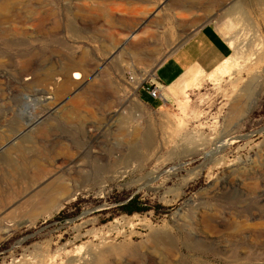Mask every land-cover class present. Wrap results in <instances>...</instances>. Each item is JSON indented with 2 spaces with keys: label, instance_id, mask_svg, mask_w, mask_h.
<instances>
[{
  "label": "rangeland",
  "instance_id": "1",
  "mask_svg": "<svg viewBox=\"0 0 264 264\" xmlns=\"http://www.w3.org/2000/svg\"><path fill=\"white\" fill-rule=\"evenodd\" d=\"M0 3L6 8L0 11V147L31 124L20 142L45 148L62 142L67 150L57 164L78 154L86 161L72 201L47 218L20 216L21 225L0 240V264H69L67 254L87 249L96 259L78 264H264V3ZM106 15L116 20L111 30ZM205 24L228 44L240 37L226 69L201 73L181 104L153 108L157 100L143 102L139 92L152 77L140 88V75L149 66L156 70ZM80 53L87 55L89 102L79 110L82 119L57 118L58 107L71 108L74 90L52 105L43 100L54 91L58 70ZM36 119L41 122L32 124ZM220 141L225 146L214 152ZM108 150L135 156L124 175L104 173ZM93 180L102 187H93ZM131 199L146 210L125 214L121 208ZM163 236L174 242L173 258L156 241ZM193 246L205 255L193 254L187 248Z\"/></svg>",
  "mask_w": 264,
  "mask_h": 264
},
{
  "label": "bare ground",
  "instance_id": "2",
  "mask_svg": "<svg viewBox=\"0 0 264 264\" xmlns=\"http://www.w3.org/2000/svg\"><path fill=\"white\" fill-rule=\"evenodd\" d=\"M110 1L115 3L120 0ZM255 1L264 3V0ZM5 9V6L0 3V11L5 12ZM32 13H36V10H32ZM234 15L241 17L238 12H235ZM239 20L242 21V17L239 18ZM105 23L108 26L107 29L111 30L115 27L116 20L112 15H106ZM108 37L113 38V35L108 34ZM239 38L240 37H236L230 42V46L233 50L236 49ZM101 47L106 49L107 45L101 44ZM133 55L138 57L136 52ZM228 59L215 70L224 71L226 69ZM86 62L87 55L80 53L74 58L73 65L69 66L64 64L58 70L59 77L54 79L55 81L53 83L54 91L49 93V96L45 97L43 101L52 100L53 102L61 95L70 94L71 91H74L71 96L72 98L70 97L71 99H69L71 108L58 107L59 111L55 112L57 114V116L55 115L57 118L82 119V115L79 110L85 104H88L91 89V86L88 83L89 78L87 79L89 70L87 69ZM153 72L154 68L149 66L140 75L141 77L138 78L137 85L140 84L141 81H144L145 78L150 77ZM200 74L201 72L198 69H192L178 84L177 89L181 93V99L185 98L187 90L193 88V86L199 83L201 78ZM220 74L222 73L220 72ZM25 77L26 75H23L21 78L23 82L27 81ZM181 99L178 101L179 104L182 103ZM49 101L46 105L54 104V102L52 103ZM115 115L116 114L114 113V115L110 118L113 123L115 122L113 119ZM117 121H121V119L117 118ZM39 122L41 121L36 119L32 122V124H37ZM30 125L31 124L24 125L21 132L7 140L0 147V152L5 151L2 159L0 160V240L9 236L12 229L17 224L16 221L20 220L19 218L21 215H25L27 218L32 220L42 217H50L59 211L65 204L72 201L77 195V191H79L80 187H82L79 184L78 179L80 178L79 174L85 171L84 167L86 165V161L84 158L78 154L72 162L62 161L60 164H57L54 159L59 156V153H63L67 150V147L65 146L66 144L59 142L52 148H45L28 140L20 142V138L29 131ZM114 131L121 133L122 130L117 128V130L114 129ZM97 140L98 136L94 138V142ZM17 141H19V143H15ZM109 143L114 145L113 140ZM223 146H225V142H218L215 146L214 152L220 151ZM36 149L41 150L42 154L40 156L32 155L33 150ZM108 157V162L102 167H106V171H104V173L111 172L113 177H120L122 174L124 175L127 170L128 163L130 161L132 162L135 158V156L131 153L124 158L120 154L111 153L110 150H108ZM182 166L183 163H179L176 167L171 168L170 171L173 172ZM101 172L102 169H100V175H103ZM89 177L87 180L85 179L84 182L89 183ZM81 184L84 183L81 182ZM92 185L93 187L101 188L103 182L93 180ZM17 225H21V223H18ZM156 241L161 247H163V251L172 256V258L177 254L174 249V242L171 238L163 236L161 238H156ZM187 248L195 255H205L206 252L205 249L201 250L197 246ZM119 251L120 249L118 248L112 250L104 249L101 250V255L111 252L118 253ZM66 258L68 259L67 262L69 264L92 262L96 259L92 249H87L83 255L67 254Z\"/></svg>",
  "mask_w": 264,
  "mask_h": 264
},
{
  "label": "crops",
  "instance_id": "3",
  "mask_svg": "<svg viewBox=\"0 0 264 264\" xmlns=\"http://www.w3.org/2000/svg\"><path fill=\"white\" fill-rule=\"evenodd\" d=\"M229 44L213 24H205L195 29L154 70V74L150 76L152 78L146 82L147 85L159 90L162 99L157 100L156 106H152L148 103L149 96L145 91L139 92L140 99L153 108L178 102L181 93L177 86L185 75L192 69H198L202 75L213 72L230 57ZM189 91L190 89L187 93Z\"/></svg>",
  "mask_w": 264,
  "mask_h": 264
},
{
  "label": "trees",
  "instance_id": "4",
  "mask_svg": "<svg viewBox=\"0 0 264 264\" xmlns=\"http://www.w3.org/2000/svg\"><path fill=\"white\" fill-rule=\"evenodd\" d=\"M123 212L127 215H132L133 213H142L146 210L145 207H140L136 202V199L129 200L125 205L121 208Z\"/></svg>",
  "mask_w": 264,
  "mask_h": 264
},
{
  "label": "built area",
  "instance_id": "5",
  "mask_svg": "<svg viewBox=\"0 0 264 264\" xmlns=\"http://www.w3.org/2000/svg\"><path fill=\"white\" fill-rule=\"evenodd\" d=\"M129 79L134 82L133 77H129ZM139 86L141 88V83ZM142 90L145 91L146 94L152 99H155V100H161L162 99L159 90L157 88H154V87L147 85V83L143 84Z\"/></svg>",
  "mask_w": 264,
  "mask_h": 264
}]
</instances>
